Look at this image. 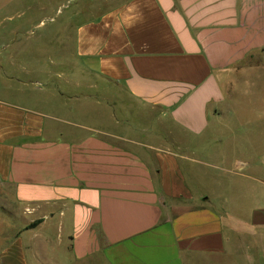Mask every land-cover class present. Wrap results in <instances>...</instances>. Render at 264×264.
Instances as JSON below:
<instances>
[{
    "label": "crops",
    "instance_id": "1",
    "mask_svg": "<svg viewBox=\"0 0 264 264\" xmlns=\"http://www.w3.org/2000/svg\"><path fill=\"white\" fill-rule=\"evenodd\" d=\"M76 8L58 79L89 94L0 95V264H264V0Z\"/></svg>",
    "mask_w": 264,
    "mask_h": 264
},
{
    "label": "rangeland",
    "instance_id": "2",
    "mask_svg": "<svg viewBox=\"0 0 264 264\" xmlns=\"http://www.w3.org/2000/svg\"><path fill=\"white\" fill-rule=\"evenodd\" d=\"M79 4L80 0H0V91L3 90L1 97L9 102L36 105L43 100L49 102L54 95L57 96L62 91H65L66 96L89 94L77 93L69 76H65L63 80L58 79L59 73L71 75L72 68L78 65L73 47L74 25L77 21L74 16ZM80 20L81 18L78 19L79 22ZM42 91L47 92L40 95ZM131 119L133 120V117ZM148 124L152 128L160 126L153 118L148 119ZM164 126L167 128L164 130L171 131L169 125ZM168 142L166 140V143ZM236 154L228 155V161L225 163L230 164L229 160L234 158H246ZM248 159L254 160V156L248 155ZM209 163L216 164L217 159L209 160ZM257 164L260 166L263 162L259 161ZM195 167L196 178H190L187 166H184V173L197 203H205L209 201L204 199V193L207 191L206 178L210 182L215 177L218 178L220 172L199 164ZM249 174L264 177V169ZM8 193V189L0 184V211L15 210L14 206L8 203ZM3 229L4 224L0 222V247L4 245L1 237Z\"/></svg>",
    "mask_w": 264,
    "mask_h": 264
},
{
    "label": "trees",
    "instance_id": "3",
    "mask_svg": "<svg viewBox=\"0 0 264 264\" xmlns=\"http://www.w3.org/2000/svg\"><path fill=\"white\" fill-rule=\"evenodd\" d=\"M39 221H35L34 223H32L31 225H29L27 228H32L34 227L36 224H38Z\"/></svg>",
    "mask_w": 264,
    "mask_h": 264
}]
</instances>
